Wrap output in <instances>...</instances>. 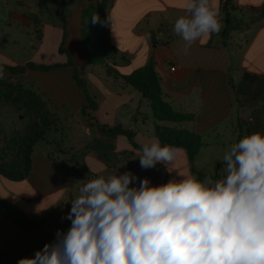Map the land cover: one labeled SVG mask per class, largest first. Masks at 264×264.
<instances>
[{
	"label": "crops",
	"instance_id": "obj_1",
	"mask_svg": "<svg viewBox=\"0 0 264 264\" xmlns=\"http://www.w3.org/2000/svg\"><path fill=\"white\" fill-rule=\"evenodd\" d=\"M210 2L218 12L221 30L198 40L187 53L183 40L173 32L176 19L186 15L187 0H111L105 12L109 15V9L120 8L114 32L110 26L107 36L113 66L128 67L126 74L118 73L128 76L153 63L164 100L175 111L193 114V121L172 124L153 118L149 123V102L113 75L105 80L106 84L108 78L116 81L111 87L102 85L97 74L87 72L82 78L96 105L84 112L88 101L73 79L72 67L70 73L34 82L64 124L37 142L30 173L23 180L12 181L0 174V200L37 223L23 230L0 214V264L33 257L54 241L57 230L67 231L71 221L62 217L70 211V201L84 179L131 171L159 185L179 179L178 173L183 172L213 175L240 135L264 134V0H232L227 7L226 0ZM228 15L239 27L224 36ZM30 72L44 73L26 74ZM67 114L77 116V126L69 124ZM156 123L200 136L202 147L193 163L188 152L178 148L180 163L170 165V172L162 164L140 167L138 150L144 142L158 138ZM116 126L131 130L132 140L124 135L110 137L101 130ZM47 139L59 144L60 150L48 148ZM37 206L44 210L37 212Z\"/></svg>",
	"mask_w": 264,
	"mask_h": 264
},
{
	"label": "clouds",
	"instance_id": "obj_2",
	"mask_svg": "<svg viewBox=\"0 0 264 264\" xmlns=\"http://www.w3.org/2000/svg\"><path fill=\"white\" fill-rule=\"evenodd\" d=\"M185 11L173 32L187 53L222 25L210 0H187ZM91 23L114 32L110 13L104 21L94 14ZM138 151L142 169L169 171L180 149L153 138ZM222 162L217 179L178 173L154 185L131 171L84 179L62 217L71 221L67 231L18 264H264V134L245 135Z\"/></svg>",
	"mask_w": 264,
	"mask_h": 264
},
{
	"label": "rangeland",
	"instance_id": "obj_3",
	"mask_svg": "<svg viewBox=\"0 0 264 264\" xmlns=\"http://www.w3.org/2000/svg\"><path fill=\"white\" fill-rule=\"evenodd\" d=\"M108 6L107 2V8L103 7L102 0H0V62L9 65H54L72 60L81 78L90 72L100 75L103 79L100 83L104 86L117 85L113 78H108L110 83L106 84L107 76H111L108 67L118 72L120 70L121 74H126L128 67L115 68L108 57L110 55L103 49L105 35L110 38V25L91 23L94 14L101 21L106 20ZM119 9V6L109 9L114 20ZM87 52L93 54L94 65L87 64ZM117 57L118 64L120 57ZM70 71L69 67H60L36 76L32 72L24 76H11L5 71L6 76L2 80L22 82L25 88L40 95L33 86L34 82ZM51 114L55 120L51 129L64 124L56 113L51 111ZM147 114L151 123L153 116L150 108ZM66 116L70 125L77 126V116ZM40 128L42 122L37 113L0 97V163L14 172H20L23 145ZM139 141L140 138L137 139ZM46 142L53 151L60 150L59 144L50 139ZM175 162L180 163V159H175ZM183 174L187 175L186 172ZM177 177L181 178L179 175Z\"/></svg>",
	"mask_w": 264,
	"mask_h": 264
},
{
	"label": "trees",
	"instance_id": "obj_4",
	"mask_svg": "<svg viewBox=\"0 0 264 264\" xmlns=\"http://www.w3.org/2000/svg\"><path fill=\"white\" fill-rule=\"evenodd\" d=\"M110 1L111 0H102L103 7H106V3L108 2L109 4ZM231 1L232 0H226V7L230 5ZM238 27L239 25L228 15L227 26L223 32V35H228L231 30H234ZM108 48L107 35H105L103 49L108 55H110ZM86 58L87 63L95 64L92 53L87 52ZM3 65L5 71H7L11 76H24L28 71L49 72L53 69L63 66L72 67L73 79L76 85L82 90L88 101L87 106L84 107L82 112H84L85 109H94L96 107L94 100L89 95L85 80L79 76L72 60H68L64 65H43L33 63H26L22 65H9L3 63ZM108 69V74L113 75L116 78H121L127 85H130L133 89L143 95V97L149 102L151 106L153 118L156 122L179 124L194 120L195 116L193 114L175 111L172 106L164 100L160 78L154 69L153 63H149L147 66L136 70L128 76H121L113 67H108ZM0 97L24 105L27 109L37 113L42 122V128L37 130L35 134H33V137L28 139V141L23 145L22 169L20 172H14L10 170L7 165L0 163V174L2 176L12 181H21L30 173L32 154L35 145L46 135L47 132H49L51 127L54 125L55 120L49 109L48 102L37 92L25 88L22 82L18 81L13 83L10 81L0 80ZM101 130L105 131L108 136L114 138L119 135H124L132 140L134 135L131 130L124 129L120 126L113 128L101 127ZM155 133L162 145L168 144L176 148L185 149L188 152L191 163L194 162V159L202 147L200 136L186 130H179L156 123ZM240 139H242L241 135L238 137L237 142H239ZM223 165V163H220L213 175H206L198 172H196L195 175L200 179H203L205 176H211L213 179L220 178L219 171L220 167ZM0 214L10 219L14 224L23 230H31L37 224L35 222L29 221L20 212L1 200Z\"/></svg>",
	"mask_w": 264,
	"mask_h": 264
},
{
	"label": "built area",
	"instance_id": "obj_5",
	"mask_svg": "<svg viewBox=\"0 0 264 264\" xmlns=\"http://www.w3.org/2000/svg\"><path fill=\"white\" fill-rule=\"evenodd\" d=\"M171 70L174 71L175 70V67H172Z\"/></svg>",
	"mask_w": 264,
	"mask_h": 264
}]
</instances>
